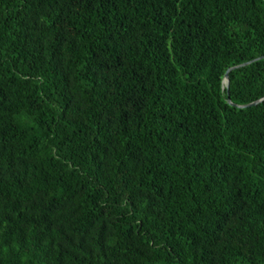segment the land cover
<instances>
[{"label":"trees","instance_id":"1","mask_svg":"<svg viewBox=\"0 0 264 264\" xmlns=\"http://www.w3.org/2000/svg\"><path fill=\"white\" fill-rule=\"evenodd\" d=\"M263 97L264 0H0V264H264Z\"/></svg>","mask_w":264,"mask_h":264},{"label":"water","instance_id":"2","mask_svg":"<svg viewBox=\"0 0 264 264\" xmlns=\"http://www.w3.org/2000/svg\"><path fill=\"white\" fill-rule=\"evenodd\" d=\"M251 62H252V61H248V62L242 63V64H240V65L233 66V67L229 68L228 71L226 72L225 77H224V80H223V83L225 84V86L228 87V85H229V77H228L229 75H228V73H229L232 69H235V68L240 67V66H245V65H247V64H249V63H251ZM263 99H264V97L261 98V99H259V100H257V101H254V102H252V103H249V104H245V105H236V106L241 107V108H245V107H247V106L255 105V104L261 102ZM228 101H229L230 104L234 105V104L231 102L230 99H229Z\"/></svg>","mask_w":264,"mask_h":264}]
</instances>
